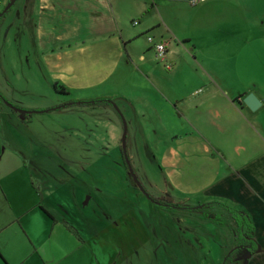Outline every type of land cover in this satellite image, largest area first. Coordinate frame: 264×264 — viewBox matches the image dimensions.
I'll return each instance as SVG.
<instances>
[{
    "label": "rangeland",
    "instance_id": "obj_1",
    "mask_svg": "<svg viewBox=\"0 0 264 264\" xmlns=\"http://www.w3.org/2000/svg\"><path fill=\"white\" fill-rule=\"evenodd\" d=\"M22 1L3 13L10 0H1L0 93L36 113L26 114L22 125L16 114L0 118V158L5 149L2 159L25 160L23 179L46 194L44 204L54 207L68 230L79 228L80 237L59 222L61 234L54 237L65 244L59 251L74 250L80 239L95 254L92 264H221L222 247L232 237L198 212L205 203L224 201L193 192L191 173L188 181L176 172L178 189L160 155L175 135L190 133V107L205 114L198 104L203 97H232L238 105L248 94L264 100V0L180 4L162 38L171 69L147 59L159 71L161 87L155 74L148 82L141 77L134 63L124 67L127 80L118 71L100 88L69 95L62 86L54 90L34 54L29 21L18 15ZM114 90L131 101L129 110L120 100L107 104ZM0 111L11 110L4 103ZM243 111L264 141V109L258 123Z\"/></svg>",
    "mask_w": 264,
    "mask_h": 264
},
{
    "label": "crops",
    "instance_id": "obj_2",
    "mask_svg": "<svg viewBox=\"0 0 264 264\" xmlns=\"http://www.w3.org/2000/svg\"><path fill=\"white\" fill-rule=\"evenodd\" d=\"M189 1L23 0L18 15L29 21L34 54L49 73V82L64 87L69 95L73 89L100 88L114 79L118 71H123L127 80L124 67L134 63L141 77L148 82L155 74L154 80L161 87L159 71L148 65L149 60L156 62L153 44L144 41L146 37H152L154 43L166 38V20L180 4ZM9 92L14 94V90ZM116 92L106 96L120 100L124 111L129 110L126 106L131 107V101ZM243 98L238 99L242 103L238 105L232 97H203L198 104L205 106L204 115L197 111L199 106L190 107V133L175 135V142L165 146L160 155V165L173 183L175 179L178 189L183 188L175 176L179 174L189 181L185 175L192 174L191 191L204 190L202 195L209 197V201H224L246 212L260 246L246 264H264V141L243 111L246 109L258 123L264 100L258 97L260 104L251 111ZM176 110L179 111L178 107ZM15 114V120L25 121L22 113ZM2 116L8 120L10 113L0 111L1 119ZM18 121V125L23 124ZM2 135L5 133L0 127ZM4 150L0 158V264H92L95 254H90L80 239L76 238L80 246L74 250L63 254L59 251L65 244L56 241L54 235L61 234L59 222L65 232L69 231L67 225L62 216L56 218L58 212L51 204H44L46 194L23 179L26 161L4 160ZM74 229L79 236V228ZM231 245L222 247V255Z\"/></svg>",
    "mask_w": 264,
    "mask_h": 264
},
{
    "label": "trees",
    "instance_id": "obj_3",
    "mask_svg": "<svg viewBox=\"0 0 264 264\" xmlns=\"http://www.w3.org/2000/svg\"><path fill=\"white\" fill-rule=\"evenodd\" d=\"M53 88L54 90H57L58 86H56V84H53ZM60 92L64 94L67 93L63 87H61ZM108 100L109 99L106 100L108 102L107 104H110V100ZM0 101L3 104L4 102H7L1 94ZM106 101H104V103H106ZM8 104L17 108L14 104ZM9 113L15 114L13 111H10ZM22 117L24 118V120H26V114H23ZM18 123H23V121H18ZM43 211L52 219V216L47 211H45L44 209ZM198 213L203 214V216L210 219V221H213L219 227L224 228L232 237L233 247L225 252L221 264H246L248 257L253 254L254 251L259 247L258 242L254 238L255 232L251 217L244 211L215 201L201 205ZM69 230H73V232L77 234L75 229L69 228Z\"/></svg>",
    "mask_w": 264,
    "mask_h": 264
},
{
    "label": "built area",
    "instance_id": "obj_4",
    "mask_svg": "<svg viewBox=\"0 0 264 264\" xmlns=\"http://www.w3.org/2000/svg\"><path fill=\"white\" fill-rule=\"evenodd\" d=\"M205 0H190L191 5H196L198 3H201ZM0 6H1V0H0ZM134 25L137 24V21L133 22ZM147 42L150 44H153V51H154V57L157 63L163 64L164 68L168 71L171 69L170 64L166 63V51H167V43L163 41L153 42L152 37L146 38Z\"/></svg>",
    "mask_w": 264,
    "mask_h": 264
},
{
    "label": "water",
    "instance_id": "obj_5",
    "mask_svg": "<svg viewBox=\"0 0 264 264\" xmlns=\"http://www.w3.org/2000/svg\"><path fill=\"white\" fill-rule=\"evenodd\" d=\"M15 2H16V0H10V2L8 3V5L4 8L3 13H5L10 7H12ZM2 14H0V16ZM243 102L251 110H255L259 106V104H260L259 101L257 100V98L253 94H248L243 99ZM4 103H5V105L7 107L13 109L12 106L10 104H8L7 102H4ZM19 112L22 113V114H30V113H33V112L23 111V110H20ZM123 126H124V129H123V136H122L121 144H122V153L125 154V151H124V142H125V124H124V121H123Z\"/></svg>",
    "mask_w": 264,
    "mask_h": 264
},
{
    "label": "flooded vegetation",
    "instance_id": "obj_6",
    "mask_svg": "<svg viewBox=\"0 0 264 264\" xmlns=\"http://www.w3.org/2000/svg\"><path fill=\"white\" fill-rule=\"evenodd\" d=\"M12 108H13V109H17V108H15V107H13V106H12ZM13 109L9 108V110H11V111L14 112L15 110H13ZM16 113H20V112H16ZM121 153H122V151H121ZM122 155H124V154L122 153ZM122 159H123V157H122ZM209 220H210V219H209ZM232 247H233V245H231V248H232ZM259 247H260V246H259ZM259 247H258V249H259ZM231 248H229V250H230ZM258 249L255 250L254 253L251 254L250 256H254L255 254H257ZM248 258H249V257H248Z\"/></svg>",
    "mask_w": 264,
    "mask_h": 264
}]
</instances>
